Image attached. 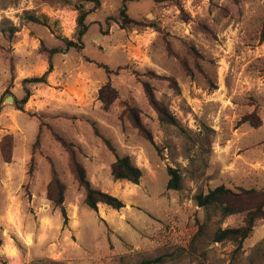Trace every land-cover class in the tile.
Here are the masks:
<instances>
[{
    "label": "rangeland",
    "instance_id": "rangeland-1",
    "mask_svg": "<svg viewBox=\"0 0 264 264\" xmlns=\"http://www.w3.org/2000/svg\"><path fill=\"white\" fill-rule=\"evenodd\" d=\"M76 2L0 0V146L13 144L10 162L0 147V264H264V217L241 244L215 241L245 213L195 200L220 185L264 190V0H135L130 26L123 0H101L81 50L64 41L78 38ZM52 48L48 82L6 102L48 70ZM107 83L118 91L108 109ZM146 83L176 124L161 122ZM115 153L142 168L139 183L114 178ZM74 160L125 206L89 208ZM170 166L180 189L168 188ZM54 172L67 218L48 196Z\"/></svg>",
    "mask_w": 264,
    "mask_h": 264
},
{
    "label": "trees",
    "instance_id": "trees-1",
    "mask_svg": "<svg viewBox=\"0 0 264 264\" xmlns=\"http://www.w3.org/2000/svg\"><path fill=\"white\" fill-rule=\"evenodd\" d=\"M64 2H70V0H63ZM135 0H123V6L120 10V15L122 19L123 26H130L132 24H140L136 19L131 18L128 13V3ZM139 1V0H137ZM158 1V0H155ZM92 3L93 7L88 8L87 4ZM101 5V0H78L75 3V8L78 10L77 17V27H78V38L77 40H72L64 38L67 48H76L81 50L84 47L83 37L89 31L90 23L87 22V17ZM261 39H264V22L261 31ZM59 51L58 48L50 49L49 53V67L48 70L42 75H36L32 77H26L23 79L24 83V96L18 101L15 97L16 103L19 102L23 105L28 102L32 95V90L28 84H39L47 83L48 76L50 72L53 71V63L51 60V55ZM107 71L111 70L106 66ZM146 94L148 96L150 104L158 113L161 122L166 124H176V117L170 112L169 108L162 102H160L154 95L150 85L145 84ZM118 91L110 83L102 86L99 92L100 99L104 103L106 109L110 108L112 102L117 97ZM14 96L13 94H11ZM22 105H19V109H22ZM128 114L131 117L133 124L145 135L147 138L152 140V135L149 129L142 122L137 109L129 107ZM257 125V123H255ZM8 135L4 137L6 140ZM107 145L111 150L115 152L110 140H105ZM1 152L4 161L10 162L12 159V140L11 137L9 141L1 144ZM116 154V153H115ZM73 170L75 177L79 185L84 189L85 192V203L86 205L97 210L100 203L106 204L114 209H121L125 206L124 201L106 191L93 186L91 181L87 176L86 169L79 162L74 160ZM112 175L115 179L128 180L133 183H139L141 177L143 176V170L140 166L136 164L133 158L126 155L116 154V160L111 166ZM168 173L170 179L168 181V188L180 189L182 186V178L179 169L174 167H168ZM64 192L65 187L59 177L54 172V176L48 185V196L49 198L61 208L62 214L67 218V211L64 206ZM195 200L199 206L202 207H215L219 208L223 215L228 216L236 213H245L244 224L237 227H226L220 228L215 233V241H225L231 240L236 243L241 244L253 231L257 221L264 217V190L257 189L255 187L251 188H238L232 189L224 185L217 186L210 189L207 193H199L195 196ZM164 262V257L159 256L155 258H146L141 260L137 264H162Z\"/></svg>",
    "mask_w": 264,
    "mask_h": 264
},
{
    "label": "water",
    "instance_id": "water-1",
    "mask_svg": "<svg viewBox=\"0 0 264 264\" xmlns=\"http://www.w3.org/2000/svg\"><path fill=\"white\" fill-rule=\"evenodd\" d=\"M5 101L6 102H13L14 101V96L10 95V96L6 97Z\"/></svg>",
    "mask_w": 264,
    "mask_h": 264
}]
</instances>
